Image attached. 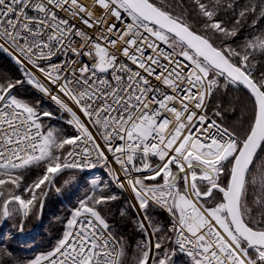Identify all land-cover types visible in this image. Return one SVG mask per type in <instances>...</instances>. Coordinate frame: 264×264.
Returning a JSON list of instances; mask_svg holds the SVG:
<instances>
[{
	"label": "snow or ice",
	"instance_id": "obj_1",
	"mask_svg": "<svg viewBox=\"0 0 264 264\" xmlns=\"http://www.w3.org/2000/svg\"><path fill=\"white\" fill-rule=\"evenodd\" d=\"M0 54V228L73 199L0 264H264V0H0Z\"/></svg>",
	"mask_w": 264,
	"mask_h": 264
},
{
	"label": "trees",
	"instance_id": "obj_2",
	"mask_svg": "<svg viewBox=\"0 0 264 264\" xmlns=\"http://www.w3.org/2000/svg\"><path fill=\"white\" fill-rule=\"evenodd\" d=\"M0 70L7 71L13 76H19V72L16 69L15 64L3 54H0ZM239 97V106L243 107L248 103L247 97L244 93L234 94ZM32 100L41 101V106L46 109L53 110L48 101L42 99L36 95L29 96ZM55 123V122H54ZM226 123L236 126L238 124V118L229 115L226 119ZM128 197L123 194L121 196V201L115 203L113 207V212H117L122 203L126 202ZM73 204L72 197L65 192L63 196H59L55 193L50 194L49 199L45 202V207L43 210V217L41 223L38 225L39 219L32 217L29 222L25 224L23 233H17L12 227L11 223L6 228H0V250L10 251L13 256L19 260H24L37 254L39 251L47 248L54 239L59 235L61 225L56 221V217H62L67 214L68 208ZM162 221H166L167 217L162 213L159 217ZM118 223L122 230L131 238L137 239L136 232L132 227V224L121 223L119 218H117ZM35 235L32 232L36 229ZM4 259H11V257H5Z\"/></svg>",
	"mask_w": 264,
	"mask_h": 264
},
{
	"label": "rangeland",
	"instance_id": "obj_3",
	"mask_svg": "<svg viewBox=\"0 0 264 264\" xmlns=\"http://www.w3.org/2000/svg\"><path fill=\"white\" fill-rule=\"evenodd\" d=\"M22 94H24V95H29V96H32V94L33 95H36L37 97L39 96L35 91H33L32 89H26V90H24L23 91V93ZM39 98H40V96H39ZM43 99V98H42ZM45 100V99H44ZM50 105V107L53 109V111L55 110V106L54 105H52V104H49ZM55 121H53V123H54ZM38 223H39V221H38ZM38 226V225H37ZM37 229V228H36ZM34 230L33 232H32V235H35L36 234V232H37V230Z\"/></svg>",
	"mask_w": 264,
	"mask_h": 264
},
{
	"label": "built area",
	"instance_id": "obj_4",
	"mask_svg": "<svg viewBox=\"0 0 264 264\" xmlns=\"http://www.w3.org/2000/svg\"><path fill=\"white\" fill-rule=\"evenodd\" d=\"M37 93V92H36ZM41 98H43V99H45L46 101H48L46 98H44L42 95H40L39 93H37ZM49 103H51L50 101H48ZM52 104V103H51ZM53 105V104H52ZM127 197H128V199H129V194H125ZM164 216H166V214L165 213H162Z\"/></svg>",
	"mask_w": 264,
	"mask_h": 264
},
{
	"label": "water",
	"instance_id": "obj_5",
	"mask_svg": "<svg viewBox=\"0 0 264 264\" xmlns=\"http://www.w3.org/2000/svg\"><path fill=\"white\" fill-rule=\"evenodd\" d=\"M42 217H43V215H42ZM42 217H41V218H39V223H38V226H39V224L41 223ZM37 229H38V227H37ZM37 229H36V230H37Z\"/></svg>",
	"mask_w": 264,
	"mask_h": 264
}]
</instances>
